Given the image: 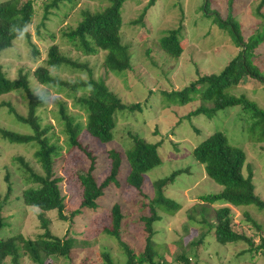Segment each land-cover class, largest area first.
Wrapping results in <instances>:
<instances>
[{"label": "rangeland", "instance_id": "rangeland-1", "mask_svg": "<svg viewBox=\"0 0 264 264\" xmlns=\"http://www.w3.org/2000/svg\"><path fill=\"white\" fill-rule=\"evenodd\" d=\"M20 1L24 3L27 0ZM33 1L36 13L29 26L30 44L37 48L38 56L35 57L27 40L15 42L11 48L0 54V64L6 70L7 77L15 79L20 68L32 71L39 65H45L47 50L56 43L64 55L80 64H87L97 80L105 79V86L114 91L124 105L140 103L142 106L134 112L117 113L114 140L103 147L100 146L98 151H95L97 155L104 148L118 147L120 151H125L130 143L127 132H131L148 144L158 143L157 152L163 159L162 166L151 170L145 176L146 184L142 190L146 197L139 198L132 188L123 190L120 186L111 185L105 190L104 196L98 200L94 209H86L76 219L80 222L77 225L58 222L57 213L54 211L45 214L44 218L48 220L49 231L53 236L57 238L71 236L70 238L74 240L73 250L68 259H58L53 264H103L100 257L102 252H108L113 263L124 264L125 257L116 241L107 236L98 235L101 227L107 224L106 218L105 222L100 224L102 216L94 213L103 208H110L113 203L122 204L121 200L127 203L123 209L128 217V224L124 226V232L127 233L123 235V240L134 249L136 255L141 253L146 236L142 230L143 223L139 221V218L142 214L148 215L149 200L152 197L151 182L163 179L179 169L187 170L177 176L173 184L166 188L165 196L178 203L180 209L175 213H161V220L154 226L156 235L152 239L154 248L166 263L160 258H155V261L160 264H182L176 261L175 257L183 250L188 251L190 242H197L200 236L204 237L207 233L198 253L191 251L187 254L190 263L264 264V254L250 253L246 242L224 246L213 239L208 226L203 224V219L208 224L214 225V211L225 205L221 202L214 205L202 204L198 201V197L219 193L222 187L211 181L206 176L204 167L190 155L191 150L204 137L216 131L222 132L232 146L246 153V165H250L253 170L255 194L264 201V141L260 138V131L250 130L251 124L246 123L240 107L219 111L214 118L207 119L204 115H191L199 106L197 100L180 105L174 97H170L171 92L181 91L197 79L196 70L201 75H218L239 53V48L233 44L228 32L223 31L204 16L205 14L201 11L204 0H157L147 12L143 27L131 22L138 19L147 6L148 0L125 2L122 7L124 25L121 31L123 44L129 48L133 62V70L130 73H107L102 66V55L85 57L74 51L62 39V32L69 27L74 28L80 20L81 10L88 9L93 12L108 7L109 3L106 0H72L65 6H61L59 10H55L45 21L44 27H40L43 18L42 0ZM43 1L49 2V0ZM228 2L229 0H211L210 5L223 18L229 11ZM257 3L258 0H235L232 6L244 38L259 32L262 25V21L254 16ZM262 13L264 15V8ZM179 25L182 26V38L187 44L185 50L177 59L165 53L161 55L162 51L157 45L158 40L167 31L177 29ZM50 34L54 36V41L51 40ZM144 35L148 36L146 40H144L145 37L142 38ZM255 55L257 66L264 72V45L256 50ZM53 73L62 80L71 82L88 78L86 71L73 72L69 69H60ZM28 81L31 90L45 97V102L38 111L43 118L42 124L53 127L58 144L63 148L64 162L70 163L64 167L71 166L69 168L71 176L64 167L58 170L68 184V188H63L67 197L64 214L68 216L75 208L78 196V172L72 166L70 159L75 162L80 158V153L64 145L66 139L62 135L63 123L60 119L59 105H65L67 113L80 116L83 120L85 115L74 99L69 97L68 92L64 90L57 92L37 84L31 73L28 74ZM231 93L243 94L264 110V87L261 83L252 79L248 87L233 88ZM1 102H9L21 115L26 113L23 99L17 92L0 96ZM0 128L22 134L30 133L28 127L16 122L13 116L3 108H0ZM33 153L34 150L10 145L0 139V194L2 196L5 191L3 182L5 168L12 173L11 181L16 192L20 185L24 184V179L19 172V164L14 160L16 157L23 158L39 171L33 160ZM83 165L81 167L86 168V165ZM126 168L128 169V164L124 159L118 177L121 185H124ZM15 206L17 205L4 206L0 213L3 218L14 216L10 221L13 227L9 231L13 234L21 233L25 238L30 239L41 235L43 230L38 219L39 212L26 208L17 210ZM231 210L233 231L250 238L254 247L262 245L264 211H259L254 206L231 207ZM245 213L259 226V230L253 226L251 220L246 219ZM3 232L5 234L7 230ZM84 242H88L89 245H84ZM7 261L5 264H10L9 260ZM20 264L33 263L28 258H22Z\"/></svg>", "mask_w": 264, "mask_h": 264}, {"label": "trees", "instance_id": "trees-1", "mask_svg": "<svg viewBox=\"0 0 264 264\" xmlns=\"http://www.w3.org/2000/svg\"><path fill=\"white\" fill-rule=\"evenodd\" d=\"M106 1L109 6L100 10L93 12L88 9L81 10L80 20L74 28L69 27L62 32V39L74 51L85 57L102 55V66L105 72L130 73L133 70V62L129 48L123 44L121 30L124 25L122 7L125 2L131 0ZM156 1L148 0L141 15L131 23L143 27L147 12ZM234 1L229 0L227 5L229 11L223 18L211 7V0H204L201 11L207 19L228 32L233 44L239 48V53L218 75H201L196 70L197 79L181 91L171 92L170 97H174L180 105L197 100L199 106L193 110L191 115H204L207 119L214 118L219 111L240 107L246 123L251 124L250 130L258 129L260 138L264 141V110L243 94L231 93L233 88L248 87L252 79L264 87V72L255 62L256 50L264 45V15L262 13L264 0H258L254 11V16L262 21L260 30L247 38L242 36L241 25L232 10ZM41 2L43 18L40 27H44L45 21L55 10H59L61 6H65L72 0H49V2L42 0ZM35 13L33 0H27L24 3L20 0L0 2V54L11 48L15 42L25 39L29 42L35 57L38 56L37 48L30 44L29 33V26ZM182 30V26L179 25L177 29L167 31L158 40L157 45L162 51L161 55L165 53L176 59L182 55L187 46L182 38ZM50 37L54 41V36L50 34ZM147 37L142 36L144 40ZM60 69H69L73 72L86 71L88 78L75 82L65 81L53 73ZM5 71L0 64V96L17 92L23 99L26 113L25 115L19 114L9 102H1L0 108L6 109L16 122L28 127L30 133L22 134L0 128V139L10 145L34 150L33 160L39 171L29 162H25L23 158L16 157L14 160L19 164V172L24 179V184H21L16 192L11 181L12 173L5 168L6 173L3 177L5 191L3 196L0 194V213L4 206L9 204L10 206L17 205L14 207L17 210L22 208L36 210L39 212L38 219L43 233L34 239L25 238L21 233L13 234L9 229L13 227L10 221L14 216L3 218L0 215V264H5L7 260L10 264H20L22 258H28L33 264H53L58 259H68L73 250L74 240L70 238L71 236L65 238L53 236L49 231L48 220L44 218L45 214L54 211L57 213L58 222L77 225L80 222L76 219L86 209H94L98 200L104 196L105 190L111 185L120 186L123 190L132 188L139 198L146 197L142 190L146 184L145 176L151 170L162 166L163 159L157 152L158 143L148 144L131 132H127L130 143L125 151H120L118 147L104 148L97 155L95 151H98L100 146L103 147L114 140L117 113L134 112L142 106L140 103L124 105L121 98L105 86V79L97 80L87 64H80L64 55L56 43L48 48L45 65H39L32 71L20 68L15 79H9ZM30 73L37 84L57 92L62 90L68 92L69 97L74 99L85 115L83 120L80 116L67 113L65 105H59L60 119L63 123L62 135L66 139L64 145L80 153V158L75 162L70 159L72 166L78 172V196L76 206L68 216L64 214L67 197L63 192V188H68V184L58 170L70 163L64 162L63 148L58 144L53 127L42 124L43 118L38 111L44 104L45 97L30 89L28 81ZM190 155L204 167L206 176L222 187L219 193L198 197V201L202 204L214 205L221 202L225 205L214 211V225L208 224L203 219V224L208 226L213 239L224 246L246 242L250 253L264 254V240H262V245L254 247L250 238L232 229L231 207L254 206L257 210L264 211V201L255 194L253 170L250 165H246V153L232 146L222 132L216 131L204 137L191 150ZM99 159H101L100 162H98ZM124 159L128 164V169L125 170L127 173L124 185H121L118 177ZM83 164L86 168L81 167ZM70 167L64 168L71 176ZM186 170L173 171L167 177L151 182L152 197L149 200L148 215L142 214L139 218V221L143 223L142 230L146 237L144 248L138 255L123 240V235L127 233L124 232V226L128 224V217L123 208L127 203L121 200L122 204L113 203L110 208L94 212L102 216L100 224L105 222V218L107 222L101 227L98 235L107 236L116 241L125 257L124 264H160L155 261V258H160L166 263L152 243L156 235L154 226L161 220L162 212L175 213L180 209L178 203L165 196V190L173 184L177 176ZM12 197L13 201H11ZM244 216L251 220L247 213ZM252 224L258 230L260 229L254 221ZM5 229L7 232L4 234ZM206 236L207 233L204 237L200 236L197 242H190L189 250H183L175 257V260L182 264H192L187 254L191 251L197 254ZM84 245L89 244L84 242ZM100 257L103 264H115L108 252L100 253Z\"/></svg>", "mask_w": 264, "mask_h": 264}]
</instances>
